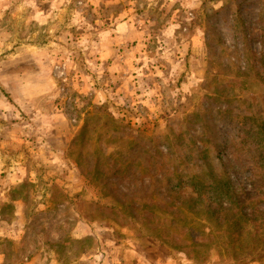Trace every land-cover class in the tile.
Listing matches in <instances>:
<instances>
[{
    "label": "rangeland",
    "instance_id": "1",
    "mask_svg": "<svg viewBox=\"0 0 264 264\" xmlns=\"http://www.w3.org/2000/svg\"><path fill=\"white\" fill-rule=\"evenodd\" d=\"M262 114L264 0H0V264H263Z\"/></svg>",
    "mask_w": 264,
    "mask_h": 264
},
{
    "label": "trees",
    "instance_id": "2",
    "mask_svg": "<svg viewBox=\"0 0 264 264\" xmlns=\"http://www.w3.org/2000/svg\"><path fill=\"white\" fill-rule=\"evenodd\" d=\"M255 119L256 122L261 125H259L258 131L256 132L258 135H256V137L253 135L255 139L254 144L257 148L264 150V114ZM221 162L223 165L222 171L226 176L211 177L210 183L206 186L194 184H191V186L188 184V186H185L184 190L180 192V195L186 194L189 201L193 204H205L206 208L216 216L221 211L230 213L234 210L235 205L241 204L242 197L236 190L231 177H227V174L229 175L227 171V163H224L223 161ZM201 180L203 181V179ZM173 188L175 189V186ZM218 218H220L219 215ZM225 221V223L232 222L229 218ZM233 224L236 227L235 237L237 241L243 239V241H247L249 244L250 241L257 243V248L253 250V254H255V252L256 254L252 259L264 264V209H257L254 212L242 210L239 213V216H236V219H234Z\"/></svg>",
    "mask_w": 264,
    "mask_h": 264
},
{
    "label": "crops",
    "instance_id": "3",
    "mask_svg": "<svg viewBox=\"0 0 264 264\" xmlns=\"http://www.w3.org/2000/svg\"><path fill=\"white\" fill-rule=\"evenodd\" d=\"M0 261H1V259H0Z\"/></svg>",
    "mask_w": 264,
    "mask_h": 264
}]
</instances>
